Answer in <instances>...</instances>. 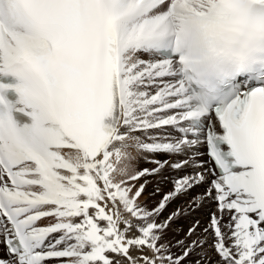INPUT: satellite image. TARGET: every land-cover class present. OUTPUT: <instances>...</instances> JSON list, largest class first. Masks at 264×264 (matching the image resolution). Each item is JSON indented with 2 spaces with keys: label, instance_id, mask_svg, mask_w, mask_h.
<instances>
[{
  "label": "snow or ice",
  "instance_id": "snow-or-ice-1",
  "mask_svg": "<svg viewBox=\"0 0 264 264\" xmlns=\"http://www.w3.org/2000/svg\"><path fill=\"white\" fill-rule=\"evenodd\" d=\"M0 246V264H264V0H0Z\"/></svg>",
  "mask_w": 264,
  "mask_h": 264
},
{
  "label": "bare ground",
  "instance_id": "bare-ground-1",
  "mask_svg": "<svg viewBox=\"0 0 264 264\" xmlns=\"http://www.w3.org/2000/svg\"><path fill=\"white\" fill-rule=\"evenodd\" d=\"M133 156H138L139 154L136 153V152H133L132 153ZM114 162H115V158H113ZM125 161L127 160H123L121 161L120 164H118L117 166L120 167L122 166ZM131 163L133 164V167H129V171L130 172H135L137 169H143V164H142V160H133L131 161ZM165 174H167L168 176V179L167 181H165V183L163 184H159L160 182H156V180L154 178H151L149 177V182L151 183H154L155 182V185L150 189V191H154L153 194L151 196L147 195V200L145 201L144 204H149L150 205V202H153L155 203V200H158L160 198H162V195L164 193H166V191H168L170 189V183L172 178L176 177L178 175V173L176 172H172V171H169V172H166ZM159 178V177H158ZM137 181H135V184L136 186L138 187L140 183H143V179L139 180L138 183H136ZM134 183V181L132 182ZM150 184V183H149ZM148 187V184L146 185ZM150 187V186H149ZM157 187L159 188V191L157 192L155 189H157ZM147 189V188H146ZM171 190V189H170ZM148 191V190H147ZM146 191V192H147ZM197 192H202L203 191V188H197L196 189ZM145 195V193H144ZM146 198V197H145ZM142 199H144L142 197ZM141 199V201H142ZM145 200V199H144ZM187 200V197H184V198H181L180 200H176L174 201L172 204L169 205V207L167 208V210L164 212V214L162 215L161 219L163 220L165 217H167L170 213H172L174 211V208H177V207H183L184 206V203L185 201ZM143 202V201H142ZM152 203V204H153ZM153 206V205H152ZM148 207V206H147ZM176 210V209H175ZM216 212V204L214 202H210V203H207L205 204L203 207H201L200 209H198L197 211H195L194 213H191L190 215H184V216H181L175 220H177V223L180 222L181 220V223H179V226L183 227L184 230L182 231V233H185L187 232L188 228L191 226L192 222H191V218H195V219H199L200 220V225H201V228H203L204 226H206L209 222V218H210V215L212 213ZM194 219V220H195ZM176 221L173 222V224H177ZM173 224H171V228H176ZM202 224L203 227H202ZM182 229V228H181ZM179 230V229H177ZM185 236V235H184ZM183 236V237H184ZM211 250V249H210ZM209 249H205V252L207 254V257L209 258V264H215L214 263V258H211V255H210V251ZM210 251V252H209ZM205 253L202 252V253H199V254H196V255H192L190 257V262L191 264H195V262L201 258V256H203ZM213 255V253H212Z\"/></svg>",
  "mask_w": 264,
  "mask_h": 264
},
{
  "label": "rangeland",
  "instance_id": "rangeland-1",
  "mask_svg": "<svg viewBox=\"0 0 264 264\" xmlns=\"http://www.w3.org/2000/svg\"><path fill=\"white\" fill-rule=\"evenodd\" d=\"M151 158V157H150ZM157 158H159V157H157ZM124 164H129V167H133V164L131 163V162H129V161H125V163ZM142 164H143V168H151V167H154V165L153 164H151V163H148V162H146V161H144V160H142ZM142 169V168H141ZM165 176L167 177L168 175L167 174H165ZM159 176H156V177H151V178H154L155 180H156V182H160L159 184H164L165 183V181H167V179H168V177H167V179H161L160 177L158 178ZM149 178V177H148ZM143 179V178H142ZM149 180V179H148ZM139 181H137L136 183H138ZM134 183H135V181H134ZM150 183V184H149ZM148 183V187L146 186V190H145V195H143V198L145 199H142V203H145V201L147 200V195H149V196H151L152 194H153V192L154 191H150V189L155 185V182L154 183H151V182H149ZM168 184H170L169 186H170V189L172 188V183L170 182V183H168ZM150 186V187H149ZM169 189V190H170ZM148 190V191H147ZM156 190V189H155ZM168 190V191H169ZM147 191V192H146ZM168 191H166V192H168ZM146 197V198H145ZM161 199V198H160ZM160 199H158V200H155V203H153V202H150V205L149 204H146L147 206H148V208H152V207H154L157 203H158V201L160 200ZM153 203V204H152ZM153 205V206H152ZM180 207H177V208H174V211H176V210H178ZM176 209V210H175ZM190 215V214H189ZM192 220H191V222L193 223V221H195V220H199V219H195L194 217L193 218H191ZM195 219V220H194ZM176 221V223H177V220H175ZM200 221V220H199ZM179 223H181V220H180V222ZM179 223H177V224H173V223H171V224H173L176 228H171V226L170 227H168L167 229H166V231H165V235H164V239L166 240V241H171V242H173V243H175V241L176 240H179V239H181V238H184L183 236L185 235V233H182V231L184 230V228L183 227H181V226H179ZM203 225L204 224H202V227H203ZM182 228V229H181ZM177 229H179V230H177ZM210 250V249H209ZM173 251H175V252H178L179 251V249L178 248H173ZM211 251V252H210ZM209 252H210V255H211V258H214V263H215V261L218 259V257L216 256V254H215V252L214 251H212V250H210ZM212 253H213V255H212ZM190 262V257H189V260H188V264H191V263H189Z\"/></svg>",
  "mask_w": 264,
  "mask_h": 264
}]
</instances>
